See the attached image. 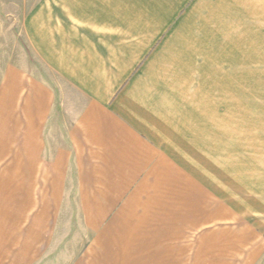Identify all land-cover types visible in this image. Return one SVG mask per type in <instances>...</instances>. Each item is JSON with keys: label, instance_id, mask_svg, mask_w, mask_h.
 Here are the masks:
<instances>
[{"label": "crops", "instance_id": "obj_1", "mask_svg": "<svg viewBox=\"0 0 264 264\" xmlns=\"http://www.w3.org/2000/svg\"><path fill=\"white\" fill-rule=\"evenodd\" d=\"M20 3L0 0L27 43H0V264H260L252 70L239 86L230 52L153 0Z\"/></svg>", "mask_w": 264, "mask_h": 264}, {"label": "rangeland", "instance_id": "obj_2", "mask_svg": "<svg viewBox=\"0 0 264 264\" xmlns=\"http://www.w3.org/2000/svg\"><path fill=\"white\" fill-rule=\"evenodd\" d=\"M20 1L3 0V3H7L14 9L17 5H21ZM153 1L158 3L159 9L166 8L164 11L159 10V14L171 11L175 19L188 20L191 25H196L190 27L191 31L199 30L200 33L204 32L208 38L219 41L221 50L230 52L232 65L237 66L236 80L239 86L249 83L250 76L247 72L252 70L254 98H264L262 90L264 75L260 74L262 67L264 68V10L247 11V14H244V18L241 19L239 12L225 8L224 4L219 3L218 0ZM14 22L16 24L13 26L0 28V43L2 47L7 43L8 49L11 51L16 46V49L19 50L23 47L27 48L22 28L18 24L19 21L14 19ZM260 264H264V260Z\"/></svg>", "mask_w": 264, "mask_h": 264}]
</instances>
